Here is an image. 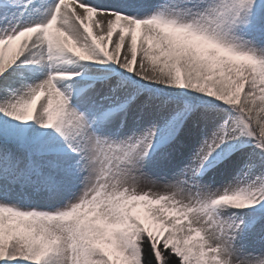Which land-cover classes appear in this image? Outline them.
<instances>
[{"label": "snow or ice", "instance_id": "obj_1", "mask_svg": "<svg viewBox=\"0 0 264 264\" xmlns=\"http://www.w3.org/2000/svg\"><path fill=\"white\" fill-rule=\"evenodd\" d=\"M0 264H264V0H0Z\"/></svg>", "mask_w": 264, "mask_h": 264}, {"label": "rangeland", "instance_id": "obj_2", "mask_svg": "<svg viewBox=\"0 0 264 264\" xmlns=\"http://www.w3.org/2000/svg\"><path fill=\"white\" fill-rule=\"evenodd\" d=\"M117 38L116 35H114L113 39L115 40ZM126 43H127V38H126ZM43 102V101H41ZM137 190L138 191H152V192H164L167 189H165L162 186H153L150 182H148L144 178H139L137 182Z\"/></svg>", "mask_w": 264, "mask_h": 264}, {"label": "bare ground", "instance_id": "obj_3", "mask_svg": "<svg viewBox=\"0 0 264 264\" xmlns=\"http://www.w3.org/2000/svg\"><path fill=\"white\" fill-rule=\"evenodd\" d=\"M93 31L95 34L99 35L100 34V29L96 28L95 26H93Z\"/></svg>", "mask_w": 264, "mask_h": 264}]
</instances>
